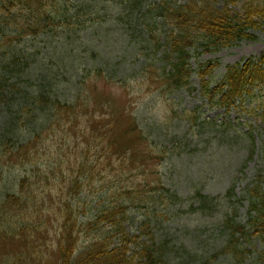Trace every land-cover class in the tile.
Listing matches in <instances>:
<instances>
[{
  "label": "trees",
  "instance_id": "obj_1",
  "mask_svg": "<svg viewBox=\"0 0 264 264\" xmlns=\"http://www.w3.org/2000/svg\"><path fill=\"white\" fill-rule=\"evenodd\" d=\"M259 31L264 32V0H0V108L8 116L0 125V179L13 175L10 190L0 188V246L5 239L24 240L20 251L0 253V264H169L150 218L138 228L132 217L156 205L160 192L147 182L154 174L146 168L152 156L136 147L151 136L135 116H128L119 130L122 118L111 116L110 123L89 116L82 131H72L60 115L87 98L89 81L107 77V67L113 65L110 77L119 68L123 72L124 57L117 66L112 53L104 56L105 40L115 44L119 39L127 55L145 56L150 63L141 72L129 68L121 79L108 77L110 83L126 87L140 75L147 80L157 63L166 62L162 74L152 77L163 83L164 94H171L191 85L192 58L256 41ZM96 33L102 40L92 36ZM129 46L138 51L129 52ZM83 57L93 61V68L84 67ZM69 69L73 79L58 85L59 72ZM215 69L217 64L209 61L194 71L203 96L227 114L244 111L247 99L258 98L257 88H264V52L229 66L212 84ZM30 73L46 84L20 83L25 74L31 80ZM69 86L71 97L62 91ZM58 127H63L59 134ZM53 198L55 208L47 206ZM245 201L246 224L237 221L236 209L232 216L225 214L224 246L213 259L225 256L231 264H246L252 257L251 264H264V184L249 187L237 200L240 205ZM49 212L57 216L56 243L39 252L30 248L29 239L44 227L43 214Z\"/></svg>",
  "mask_w": 264,
  "mask_h": 264
},
{
  "label": "rangeland",
  "instance_id": "obj_2",
  "mask_svg": "<svg viewBox=\"0 0 264 264\" xmlns=\"http://www.w3.org/2000/svg\"><path fill=\"white\" fill-rule=\"evenodd\" d=\"M100 34L92 36L102 40L103 37L98 36ZM88 35L90 34L85 36ZM123 36L128 38L125 34ZM146 36L148 37V34ZM256 36V41H242L218 52L192 58L191 85L171 94H164L163 83L152 77L153 73L154 76L162 74L161 70L167 65L166 62L157 63V69L149 74L147 80L140 78V75L130 80L126 87L110 83L111 80L107 78L111 75L109 71L113 65L107 67L103 71L107 77L89 81L87 98L80 100L78 107L74 105V110H63L60 115L63 116L62 123L65 128L72 131L75 128L76 131H82L89 116L109 121L111 116L122 118V121L119 120L122 125L119 124L118 130L120 126L123 129L127 126L128 116H135L143 130L151 136L149 144H138L136 147L138 151H145L152 156L146 168L154 174L148 176L147 182L156 185L160 192L156 195V205H149L145 213L134 212L132 217L137 227L150 218L157 240L166 245L165 254L169 264H231L225 256L212 258L213 253L224 246L225 214L232 216L231 210L236 209L237 221L246 224L248 203L245 201L240 205L237 200L243 199L249 187L264 184V88H257V94L261 92L262 96L252 102L248 100L246 111L226 114L223 109L212 106L203 96L200 79L194 71L202 64L213 62L217 64V69L214 70L212 84L219 82L229 66L243 65L248 59L259 57L264 52V32L259 31ZM136 37L138 40H134V44L139 49L142 41L140 35ZM118 40L115 44L111 40L101 42L103 54L109 51L112 53L110 55L117 57V66L122 62L119 56L124 57L121 64L124 67L123 72L119 68L117 73L114 72L116 75L110 78L121 79L123 75L130 74L129 68L141 72L144 65L150 64L146 62L145 56L132 58L127 55L124 52L127 48L122 49ZM136 49L135 46H129V52ZM162 51L163 49L159 52V57ZM94 52L97 50L94 49ZM83 59L84 67L89 65L93 68L91 59ZM109 62L111 63V59ZM67 63L69 68L73 65V62ZM97 63V67L101 68L103 61L99 60ZM80 65L79 58L77 67ZM69 71L70 69L59 72L58 85L66 84L69 77L72 78ZM82 75L80 74V77ZM30 77L31 80L28 74H25L20 83L32 86L46 84L43 77L39 78L31 73ZM74 84L72 81V85ZM79 86L75 90H78ZM29 91L31 93L32 88ZM62 91L69 97L73 93L70 86L64 87ZM5 112L7 111H0V125L4 118L8 117ZM72 112L74 113L71 114ZM79 114L82 116H78ZM62 129L63 127H58L55 131L59 134ZM48 135L50 133L47 132L44 137ZM148 148L156 153L152 155ZM10 174H4V178L0 179V188L10 190L13 186V175ZM144 178L141 176L139 179ZM134 180L138 181L136 178ZM231 190L236 199L231 197L232 194L228 195ZM49 205L55 208L57 201L53 198L47 202V206ZM94 207L95 205H90L92 210ZM43 215L44 227L40 232L31 234L29 239L30 248L39 252H46L48 246L56 243L55 229L58 226L54 212ZM23 242L5 239L0 246L1 255L20 251ZM252 242H255V247L260 246L259 239ZM40 246L43 248L40 249ZM252 249L250 246L249 250ZM252 261V257L248 261L246 259V264H251Z\"/></svg>",
  "mask_w": 264,
  "mask_h": 264
}]
</instances>
